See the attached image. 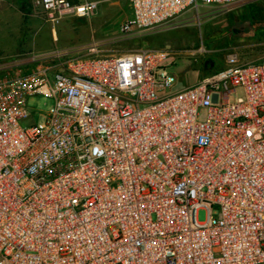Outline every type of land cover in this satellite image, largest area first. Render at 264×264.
<instances>
[{"label": "built area", "instance_id": "1", "mask_svg": "<svg viewBox=\"0 0 264 264\" xmlns=\"http://www.w3.org/2000/svg\"><path fill=\"white\" fill-rule=\"evenodd\" d=\"M32 1L52 23L98 9ZM128 1L125 33L250 0ZM30 54L0 65V264L264 263V61L233 53L167 92L171 49ZM39 95L52 99L41 123Z\"/></svg>", "mask_w": 264, "mask_h": 264}, {"label": "rangeland", "instance_id": "2", "mask_svg": "<svg viewBox=\"0 0 264 264\" xmlns=\"http://www.w3.org/2000/svg\"><path fill=\"white\" fill-rule=\"evenodd\" d=\"M97 1V12L89 18L68 15L52 23L32 0H0V65L57 48L72 50L76 56L122 55L143 46L171 49L178 53L177 62L171 66L177 80L167 89L173 92L225 67L230 54L237 53L246 62L264 61V8L253 6L263 0L233 7L199 6L183 12L166 27L135 33L121 30L122 23L130 18L128 0ZM145 35L152 36L151 40L141 42ZM93 49L99 52L92 53ZM242 95L239 87L230 103ZM51 104L52 99L42 95L28 99L38 123ZM205 114L202 109L201 118ZM218 209L214 206V215ZM198 218L207 219L205 208L199 210Z\"/></svg>", "mask_w": 264, "mask_h": 264}, {"label": "trees", "instance_id": "3", "mask_svg": "<svg viewBox=\"0 0 264 264\" xmlns=\"http://www.w3.org/2000/svg\"><path fill=\"white\" fill-rule=\"evenodd\" d=\"M73 1H75V2H77V1H79V0H73ZM254 7H257L258 9H262V8H264V0L262 1V2H260L259 4H254L253 5ZM22 8H23V6H22ZM24 9V8H23ZM152 36H150V35H145V36H143V37H141V39H140V41L141 42H143V41H150ZM224 68V67H223ZM223 68H221V69H219L218 71H220V70H222ZM218 71H216V72H218ZM216 72H214V73H216ZM210 75V74H209Z\"/></svg>", "mask_w": 264, "mask_h": 264}]
</instances>
